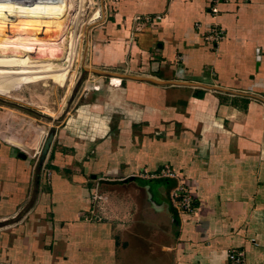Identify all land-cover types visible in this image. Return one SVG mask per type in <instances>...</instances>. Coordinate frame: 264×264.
<instances>
[{
	"label": "crops",
	"instance_id": "1",
	"mask_svg": "<svg viewBox=\"0 0 264 264\" xmlns=\"http://www.w3.org/2000/svg\"><path fill=\"white\" fill-rule=\"evenodd\" d=\"M96 1L103 15L86 31L82 67L94 73L58 124L4 116L0 139L18 149L36 150L51 128L54 136L48 173L0 144V264H233L230 251L264 264V0L215 10L212 0ZM213 27L223 35L214 45L205 40ZM73 29L49 43L54 52L11 48L30 65L23 77L70 73L80 52ZM35 54L45 59L38 72ZM33 86L15 97L55 115L65 83ZM165 165L183 178L193 214L170 205L174 180L135 177ZM94 192L108 199L107 220H88Z\"/></svg>",
	"mask_w": 264,
	"mask_h": 264
},
{
	"label": "rangeland",
	"instance_id": "2",
	"mask_svg": "<svg viewBox=\"0 0 264 264\" xmlns=\"http://www.w3.org/2000/svg\"><path fill=\"white\" fill-rule=\"evenodd\" d=\"M13 3H27L32 4L36 3L38 0H8ZM91 2V3H90ZM79 12L81 13V23L77 26V49L80 48L79 55L77 56L76 62L73 64L70 73H66L64 75H56L53 76L51 74H37L33 75L29 78H24L22 75L23 70H26L28 67L23 68L22 65H20L21 59L16 62L15 60V53L12 49L16 51H31L34 53L37 52H47L48 50L44 49H38L36 47H29L27 49H19L14 46H12V43L16 39L18 35H21L26 40L29 39V36L24 32H18L12 35H9L8 32H4L2 36H0V125L3 123V126L1 127L2 130H5V127H7V124L4 123V116L6 113L9 112H16L21 115H25L30 117L31 119H34L37 124L40 126L43 124H50V126H56L59 122V116L58 114L63 113V110L65 106L68 104V100L72 94L73 89L75 88L78 79L82 73V67L85 66V44H86V31L91 27V24L89 22L90 19H92V14L97 8L96 0H85L83 4L81 5ZM68 37H72L73 35H67ZM63 37H58L57 41L62 40ZM52 40L45 41L43 46L46 47L49 45V43ZM11 44V45H10ZM12 48V49H11ZM50 51V50H49ZM34 62L36 65L30 67L31 70H35L39 68V66L42 65L45 62V59H42L39 57L38 54H35ZM61 66V64H59ZM55 78L59 81L60 86H63L65 83V88L68 89V93H63L64 102L62 103L61 108H58V106L55 109L56 114L53 115L52 113L42 109L41 106H38L32 102L24 101L20 98L15 97L16 92H14V89L17 87V91L20 92V89L25 92L26 90L24 88L33 89L34 84H40L43 81H49V78ZM86 77V76H85ZM38 87V86H35ZM48 88V87H47ZM47 88H41V90H45ZM82 89V87H81ZM80 89V91H81ZM48 116H52L53 119H49ZM3 121V122H2ZM50 129V127H49ZM53 129V128H51ZM37 136L30 135L29 140L36 143ZM30 143V142H29ZM7 145V144H4ZM12 147V146H10ZM14 148V147H13ZM17 149V148H16ZM19 151V150H18ZM20 152V151H19Z\"/></svg>",
	"mask_w": 264,
	"mask_h": 264
},
{
	"label": "bare ground",
	"instance_id": "3",
	"mask_svg": "<svg viewBox=\"0 0 264 264\" xmlns=\"http://www.w3.org/2000/svg\"><path fill=\"white\" fill-rule=\"evenodd\" d=\"M84 1L38 0L32 4H21L0 0V36L4 32H8L9 35L24 32L29 39L18 35L12 46L19 49L45 48L44 50L54 52V47L51 45L44 47V42L72 34V28H77L81 23L79 10ZM73 32L76 30L73 29Z\"/></svg>",
	"mask_w": 264,
	"mask_h": 264
},
{
	"label": "built area",
	"instance_id": "4",
	"mask_svg": "<svg viewBox=\"0 0 264 264\" xmlns=\"http://www.w3.org/2000/svg\"><path fill=\"white\" fill-rule=\"evenodd\" d=\"M230 1L231 0H212V2L214 4L213 9L215 10V6L221 2L227 3ZM240 1L248 2L250 0H240ZM96 5H97V8L94 11V13L92 14V19L89 20L91 25L102 19L103 9L97 1H96ZM159 19H160V16L146 17L142 21V23L153 24V22L158 21ZM137 23H138L137 29H139L141 26L144 25V24L140 23L139 21H137ZM140 24H142V25L140 26ZM222 38H223L222 32L220 30H218L217 28L213 27L210 30V33L205 37V40L214 45V44H218L220 42V40H222ZM44 140L45 139H43L42 141H39V146L36 148V150H34L32 148H29L28 151H25L23 149H18V148L17 149L20 152L24 153L26 156H28L32 161L39 164L41 150H42ZM0 144H7L8 146H11V144L2 142L1 139H0ZM12 147H14V146H12ZM14 148L16 149V147H14ZM41 166L48 173V169L45 166L44 161L41 164ZM135 177L139 178V179H148V180L166 179V178L174 180L175 185L171 188V190L168 193V199H169L170 205L179 214L190 215V214L194 213L193 201H192V198L189 194L188 188L186 187V185L183 181V178L180 177L179 174L174 169H172L171 167L165 165L155 172L142 171V172H139L138 174H136ZM91 202L93 204V210L90 211V217L88 218V220L94 219V220L99 221V222L102 220H105V219L107 220L108 217L106 215V211L108 208V206H107L108 199L106 197H104L103 195H101L97 192H94L91 195ZM228 258L233 264H242L243 263L242 252L235 253L233 251H230L228 254Z\"/></svg>",
	"mask_w": 264,
	"mask_h": 264
},
{
	"label": "water",
	"instance_id": "5",
	"mask_svg": "<svg viewBox=\"0 0 264 264\" xmlns=\"http://www.w3.org/2000/svg\"><path fill=\"white\" fill-rule=\"evenodd\" d=\"M94 73V71H89V70H86L84 69V71H82L79 79H78V82L75 86V88L73 89L72 91V94L68 100V104H67V108H69L72 100L75 98V96L77 95L79 89L81 88L82 86V82L85 78V76L88 74V73ZM98 74L100 75H104V76H107L108 73H104V72H98ZM110 75H113V77H118V78H121V79H126V80H135V81H140V82H148V83H151V84H155V85H176V86H190V87H199V88H204L206 90H215V91H227V90H224L222 88H218V87H211V86H204V85H201V84H194V83H181V82H162V81H158V80H154V79H150V78H138V77H135V76H127V75H119V74H110ZM3 122V121H2ZM4 123L6 124L5 120H4ZM3 126V123L0 125V128ZM41 127H43L41 125ZM53 136H54V130H49L48 131V134L43 142V146H42V150H41V155H40V162H39V166H41V164L43 163V161L45 160V157L49 151V148H50V145H51V142H52V139H53ZM152 182H155L156 184H160V180H152ZM154 183V184H155Z\"/></svg>",
	"mask_w": 264,
	"mask_h": 264
}]
</instances>
